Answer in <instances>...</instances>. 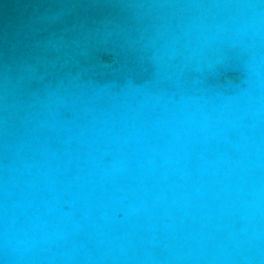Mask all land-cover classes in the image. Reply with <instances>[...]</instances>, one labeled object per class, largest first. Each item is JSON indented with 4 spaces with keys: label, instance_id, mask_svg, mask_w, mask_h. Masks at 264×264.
<instances>
[{
    "label": "clouds",
    "instance_id": "obj_1",
    "mask_svg": "<svg viewBox=\"0 0 264 264\" xmlns=\"http://www.w3.org/2000/svg\"><path fill=\"white\" fill-rule=\"evenodd\" d=\"M148 6L153 79L4 105L0 264H264V0Z\"/></svg>",
    "mask_w": 264,
    "mask_h": 264
},
{
    "label": "water",
    "instance_id": "obj_2",
    "mask_svg": "<svg viewBox=\"0 0 264 264\" xmlns=\"http://www.w3.org/2000/svg\"><path fill=\"white\" fill-rule=\"evenodd\" d=\"M150 0H0V118L6 103L16 117L40 110L52 94H78L83 81L118 91L126 81L153 79L141 34L155 22ZM170 72L175 71L169 70ZM199 73L185 69L183 79ZM238 73L226 66L205 69L207 85L227 88ZM157 87H172L167 80ZM55 107V105H54ZM65 116L71 113L65 111ZM18 122V121H17Z\"/></svg>",
    "mask_w": 264,
    "mask_h": 264
}]
</instances>
